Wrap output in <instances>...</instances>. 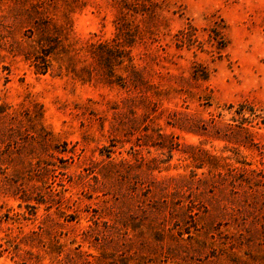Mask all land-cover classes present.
I'll use <instances>...</instances> for the list:
<instances>
[{"label":"rangeland","instance_id":"374dc122","mask_svg":"<svg viewBox=\"0 0 264 264\" xmlns=\"http://www.w3.org/2000/svg\"><path fill=\"white\" fill-rule=\"evenodd\" d=\"M153 2L0 0V106L12 114L0 115V264L80 262L78 251L96 252L83 233L93 220L159 182L179 186L194 237L230 250L223 236L235 230L213 210L217 189L202 185L208 165L197 162L210 153L264 170L259 150L236 141L243 124L264 144V0ZM215 23L227 42L221 52L208 40ZM119 24L121 53L108 59L98 46L114 45ZM189 24L194 41L177 46L175 34ZM42 49L50 51L49 69L37 73L32 60ZM119 77H127L124 86ZM40 112L45 132L32 121ZM156 132L169 134L174 148L136 145L144 133L159 141ZM36 186L61 197L60 212L37 204L30 213L26 203L35 201L20 195ZM256 242L234 251L264 264V240Z\"/></svg>","mask_w":264,"mask_h":264},{"label":"trees","instance_id":"16d2710c","mask_svg":"<svg viewBox=\"0 0 264 264\" xmlns=\"http://www.w3.org/2000/svg\"><path fill=\"white\" fill-rule=\"evenodd\" d=\"M146 1L151 7L156 6L153 0ZM125 9L134 10V13L147 12V8L133 9L126 7ZM122 26V24L117 26L118 33L116 39H113L114 45L99 44L98 46L99 49L106 51L105 54L108 59L111 56L114 58L118 56L116 53H121L120 38L124 33ZM46 27L47 23L39 26L41 36L46 34ZM194 30L190 24L186 28L178 30L175 34L176 45L191 44L194 41ZM208 38L217 52L225 49L227 42L219 23H215L210 28ZM126 44L131 45L129 42H126ZM98 53L102 55L103 52L100 51L96 54ZM49 54L50 51L42 49L33 56L32 65L37 73L48 71ZM112 71L113 68L110 66V75H112ZM133 73L138 77L140 76L139 71L135 69ZM201 76L205 77L203 74ZM116 81L124 86L127 77H119ZM107 83L111 84L113 80L108 79ZM250 110L254 113L253 108ZM0 115L2 118L12 119V114L3 107L0 109ZM32 119V121L39 122L40 130H44L41 123V112L37 118ZM246 121L248 124L251 123V121ZM168 123L174 127L186 129L178 122ZM206 123L214 126L215 120L211 118ZM239 127L242 136L236 138V141L247 148L256 147L259 154L264 158V144L258 145L254 142L253 133L248 127L243 124ZM8 131L13 132L12 126L9 127ZM155 136L159 141L152 140L150 138L153 137L152 134L144 133L138 138L144 140L139 143L136 142V145L150 144L160 148L166 147L169 150L174 148V142L169 139L171 138L169 134L156 132ZM44 137L40 136L43 141ZM204 157L206 158H198L197 167L208 165L209 177L203 175L199 180L202 185L210 187V191L217 189L212 196L214 201L213 210L225 219V225L231 226L235 230L234 233H225L226 236H223L225 242L222 243L225 244L228 240L230 250H220V248L194 237L191 231L192 214L188 212L193 210L189 208L188 204H181L183 199H180L181 196H177L180 191L179 186H175L174 191H170V184L159 182L153 185L147 184V191L142 198L135 196L131 197L130 200H121L122 208L113 212V216H98V219L93 220L94 226H90L83 233L84 240L96 249L95 253L78 251L77 253L83 256L80 262L65 256L63 260L60 259L56 264H191L195 261L209 263L212 260L232 264H247L249 262L248 258L244 259L242 255L234 250H239L243 244H251L255 240L258 244L260 240H264V170L252 168L249 162L239 160L238 157L234 158L235 163L238 164L227 162V157L210 153H206ZM32 188L35 189L30 192L23 190V194L20 195V198L24 201H35V204L26 203V207L30 208V213H35L37 204H45L47 211L55 206L56 211L60 212L61 197L54 200L52 198L53 192L39 191L40 189L37 186ZM37 189L39 190L35 191ZM59 193L60 191L55 194L59 195ZM188 201L190 205L193 202L189 197ZM206 210V206H204L203 211ZM14 215L19 216L20 213L15 212ZM184 234L187 235L186 238ZM218 234H221V231ZM246 253L248 254V252ZM28 261L25 259L20 264H28ZM35 263L43 264L37 261Z\"/></svg>","mask_w":264,"mask_h":264}]
</instances>
